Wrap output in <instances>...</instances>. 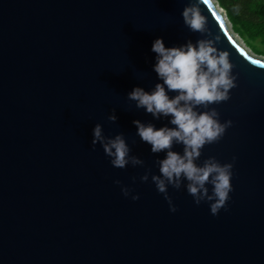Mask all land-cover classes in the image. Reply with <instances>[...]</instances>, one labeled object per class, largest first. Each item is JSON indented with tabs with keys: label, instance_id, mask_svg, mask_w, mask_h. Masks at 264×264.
Segmentation results:
<instances>
[{
	"label": "water",
	"instance_id": "95a60500",
	"mask_svg": "<svg viewBox=\"0 0 264 264\" xmlns=\"http://www.w3.org/2000/svg\"><path fill=\"white\" fill-rule=\"evenodd\" d=\"M190 2L0 0V264H264V58L215 0L201 11L238 86L210 106L233 125L198 163L236 157L230 199L213 215L207 202L169 187L171 212L151 178L139 179L159 169L133 121L172 125L136 109L127 94L160 82L154 40L173 47L207 36L184 24ZM97 123L108 136L124 133L145 165L117 169L99 144L93 150ZM116 179L140 199L125 197Z\"/></svg>",
	"mask_w": 264,
	"mask_h": 264
},
{
	"label": "clouds",
	"instance_id": "9594fccd",
	"mask_svg": "<svg viewBox=\"0 0 264 264\" xmlns=\"http://www.w3.org/2000/svg\"><path fill=\"white\" fill-rule=\"evenodd\" d=\"M201 4L208 5L209 0H191L184 7L182 18L190 31L207 36L195 43L190 39L182 46L173 47H166L162 37L154 40L151 50L156 53V63L153 70L160 82L155 83L150 91L137 86L127 94V98L135 102L136 109H143L156 120L167 118L172 125L157 128L152 122L133 121L136 135L151 146V153L157 154L155 164L159 169L157 174H153L148 168L139 177L140 181L148 182L151 178L157 191L167 200L171 212H176L177 206L169 194V187L186 189L195 204L207 202L211 214L218 215L222 208H226L233 191L236 157L227 163H222L215 156L207 157L202 163L198 161L204 147L221 141L233 125L231 119L222 122L221 112L210 106L231 98V90L238 86L239 74H233L235 65L229 52L217 47L221 36L212 37ZM169 93L176 94L170 96ZM107 119L115 123L118 119L115 109ZM97 144L111 158L114 168L125 169L129 164L133 167L145 165L140 156L130 154L131 147L124 133L108 136L101 123L93 128V150ZM176 145L182 146L183 151L174 150ZM160 153H165L163 158L159 157ZM114 183L122 185L119 179ZM121 191L133 201L140 199L139 193L127 185H122Z\"/></svg>",
	"mask_w": 264,
	"mask_h": 264
},
{
	"label": "trees",
	"instance_id": "16d2710c",
	"mask_svg": "<svg viewBox=\"0 0 264 264\" xmlns=\"http://www.w3.org/2000/svg\"><path fill=\"white\" fill-rule=\"evenodd\" d=\"M227 13L237 33L260 56L264 55V0H215ZM261 48V49H260Z\"/></svg>",
	"mask_w": 264,
	"mask_h": 264
},
{
	"label": "rangeland",
	"instance_id": "374dc122",
	"mask_svg": "<svg viewBox=\"0 0 264 264\" xmlns=\"http://www.w3.org/2000/svg\"><path fill=\"white\" fill-rule=\"evenodd\" d=\"M218 6H219V3H218ZM220 7V6H219ZM220 9L222 10V8L220 7ZM222 12L224 13V15L226 16V18L228 19V16H227V13L222 10ZM228 21L230 22V20L228 19ZM230 24L232 25V23L230 22ZM233 26V25H232ZM241 38V37H240ZM242 39V38H241ZM243 40V39H242ZM243 42L245 43V45L248 47V49L254 53L255 55L259 56V58H264V55H259L260 52L259 51H256L255 48L253 46H249L246 41L243 40ZM261 49V48H260ZM262 50H264V48H262ZM262 54H264V51L261 52Z\"/></svg>",
	"mask_w": 264,
	"mask_h": 264
},
{
	"label": "snow or ice",
	"instance_id": "6c2138e0",
	"mask_svg": "<svg viewBox=\"0 0 264 264\" xmlns=\"http://www.w3.org/2000/svg\"><path fill=\"white\" fill-rule=\"evenodd\" d=\"M210 7H211V5H210ZM216 19L220 22L221 27L223 28V27H224V23H223V21L221 20V18L217 15V16H216ZM229 39H231V37H229Z\"/></svg>",
	"mask_w": 264,
	"mask_h": 264
}]
</instances>
